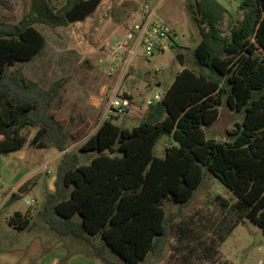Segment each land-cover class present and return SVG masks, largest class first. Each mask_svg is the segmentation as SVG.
Returning a JSON list of instances; mask_svg holds the SVG:
<instances>
[{
	"label": "trees",
	"instance_id": "1",
	"mask_svg": "<svg viewBox=\"0 0 264 264\" xmlns=\"http://www.w3.org/2000/svg\"><path fill=\"white\" fill-rule=\"evenodd\" d=\"M34 1L37 10L33 7L35 12L18 23L0 22V155L25 148L22 129L27 126H38L30 140L37 148L64 152L54 189L38 209L44 228L90 249L92 258L104 264H111L114 254L125 264H139L168 239L174 214H165L164 199L187 201L205 168L233 193L235 201L230 205L223 199L221 205H230L264 233V0H242L238 7L243 17L226 35L217 26L226 11L222 4H190L189 10L195 7L200 15L193 12L202 37L194 62L206 70L183 67L162 101L147 107L144 122L131 130L104 119L79 147L81 153L96 152L88 163L65 151L66 120L47 114L52 91L29 82L19 70L9 72L15 61L31 59L45 45L35 24H68L64 14L79 0H66L58 14L49 8V0ZM223 103L242 112V119L221 141L207 137L205 127L217 120ZM88 126L84 122L69 136L79 138ZM161 137L173 143H167L160 157L153 150ZM114 145L120 154L106 152ZM29 213L14 212L9 224L30 229L34 222ZM223 237L218 232L216 242L205 247L207 258L216 255Z\"/></svg>",
	"mask_w": 264,
	"mask_h": 264
},
{
	"label": "rangeland",
	"instance_id": "2",
	"mask_svg": "<svg viewBox=\"0 0 264 264\" xmlns=\"http://www.w3.org/2000/svg\"><path fill=\"white\" fill-rule=\"evenodd\" d=\"M216 1L226 9L223 19L217 22L221 34L226 35L230 27L243 17L244 11L238 7L242 0ZM196 2L100 0L95 10L82 22L65 25L38 22L35 27L44 34L45 45L31 59L15 61L9 67V72L19 70L29 82L52 91L47 114L53 112L56 119L66 120L63 127L67 135L65 151L81 155L80 162L88 163L96 152L81 153L79 147L104 119L131 130L144 122L146 99L165 91L178 71L183 67L196 72L206 70L197 65L193 57V51L202 39L193 18V12L200 18L198 10L195 7L193 11L189 10V5ZM65 3L66 0H49L48 6L54 14H58ZM145 4L157 6V15L177 34V44L151 57L140 54L138 50L120 88V92L125 91L130 95L129 112L114 111L104 116L107 101L103 94H106L107 88L103 85L109 84L111 79L102 73V65L100 67L98 63V58L104 53L102 46L122 33L134 12ZM33 7L32 0H0V22L18 23L37 10ZM180 55L183 57L182 64L178 59ZM97 103L98 106H95ZM218 110L217 120L205 127V132L207 137L222 141L228 138L227 130H231L235 122L241 121L242 112L229 110L225 103ZM86 121L89 123L87 131L79 138L72 139L70 133ZM37 129L38 126L22 129L27 142L23 149L26 150L25 163L21 165L36 169L27 175V186L31 190L24 193L22 191L27 188L24 187L10 191L11 185L0 183V264H75L73 260L82 256L92 264H104L102 260L92 258L90 249H81L73 241L54 236L37 217L38 209L49 191L47 181L54 177L51 180L53 186L55 172L64 153L55 148L39 149L31 143ZM167 143L173 141L168 142L166 137L159 138L154 146V154L163 156ZM106 152L120 154L116 145ZM18 155H0V158L6 163H18ZM16 171L17 168L14 177ZM223 199L231 205L234 202L232 191L203 168L202 181L187 201L176 202L169 196L164 199L165 214H174L168 239L139 264H264L263 231L245 215H238L230 205L223 207ZM16 211H30L34 222L30 229L18 230L9 224V218ZM237 217L242 218L234 221ZM220 231L224 237L217 245V253L207 258L204 249L216 242ZM113 256H109L111 264H125L119 256Z\"/></svg>",
	"mask_w": 264,
	"mask_h": 264
},
{
	"label": "built area",
	"instance_id": "3",
	"mask_svg": "<svg viewBox=\"0 0 264 264\" xmlns=\"http://www.w3.org/2000/svg\"><path fill=\"white\" fill-rule=\"evenodd\" d=\"M156 7L145 4L136 10L124 31L102 46L104 53L98 58V63L102 65V73L111 79L109 84L103 85L107 88L103 94L107 101L104 116L114 111L130 110L131 99L124 95L125 91L120 92V88L138 50L140 54L151 57L177 44V34L157 15ZM164 95L165 91L150 96L146 99V107L162 101Z\"/></svg>",
	"mask_w": 264,
	"mask_h": 264
},
{
	"label": "crops",
	"instance_id": "4",
	"mask_svg": "<svg viewBox=\"0 0 264 264\" xmlns=\"http://www.w3.org/2000/svg\"><path fill=\"white\" fill-rule=\"evenodd\" d=\"M95 106H98V103ZM127 112H129V111H127ZM14 153L19 154L18 155V163H17V161L11 162V163H6L5 161H3L0 158V183H3L4 186H6V185L10 186L11 185L12 189L10 191H12V190L16 191V189L19 188L24 182L29 180L27 178L28 173L36 170V169L35 170L29 169V167L21 165V164L25 163L26 150L11 152V153L2 154V155H9V154H14ZM16 168H17L16 177H14L13 173H14V170H16ZM53 178L54 177H51L47 181V188L49 190L53 189V186L51 185L52 184L51 180H53ZM26 187L27 188L22 192L25 193V192H29L31 190L30 186H26ZM82 257H77L75 260H73V262L75 261L74 262L75 264H92L88 260V258H85V257L82 258Z\"/></svg>",
	"mask_w": 264,
	"mask_h": 264
},
{
	"label": "water",
	"instance_id": "5",
	"mask_svg": "<svg viewBox=\"0 0 264 264\" xmlns=\"http://www.w3.org/2000/svg\"><path fill=\"white\" fill-rule=\"evenodd\" d=\"M99 2L100 0H80L78 2H75L64 14V18L68 23L82 22L95 10ZM178 59L182 64L183 57L180 55Z\"/></svg>",
	"mask_w": 264,
	"mask_h": 264
}]
</instances>
